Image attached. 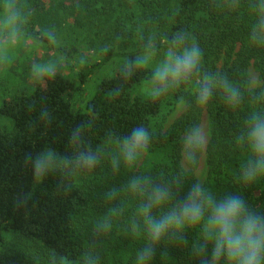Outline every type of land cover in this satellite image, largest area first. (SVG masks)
Listing matches in <instances>:
<instances>
[{
  "label": "trees",
  "instance_id": "16d2710c",
  "mask_svg": "<svg viewBox=\"0 0 264 264\" xmlns=\"http://www.w3.org/2000/svg\"><path fill=\"white\" fill-rule=\"evenodd\" d=\"M261 2L0 0L1 25L5 5L14 6L25 17L20 32L28 31L55 53L71 59L74 48L53 42L64 31L76 39L83 32L92 47L102 41L105 49L93 64L77 62L76 72L70 74L54 67L35 84L26 83L0 101V264H137V252L148 242L140 214L147 195L134 191L130 182L148 178L152 184H171L173 200L153 209V215H163L199 182L196 171L204 155L205 189L218 198L239 194L250 207L264 212V179L250 185L240 179L242 168L254 159L240 137L254 113L264 117V46L250 38ZM178 32L186 36V45L195 41L201 48L200 74L158 97L143 96L137 90L153 79L154 68L132 66L127 76L125 69L149 45L155 53L165 52ZM4 33L0 29V36ZM115 59L116 72L102 80L85 108L75 109L74 98L90 77ZM252 67L262 81L258 87L251 84ZM205 77L213 80V94L201 105L198 88ZM222 78L239 88V104L227 102ZM169 97L185 99V110L167 130L158 129L154 120ZM206 114L211 138L197 153L196 163L189 164L185 134L201 128ZM135 127L150 133L143 154L156 156L138 168L136 161L124 162L119 146ZM76 130L80 139L74 143ZM46 147L65 160L37 184L25 156ZM82 151L97 155L94 168L76 166L75 157ZM24 194H31V199L21 206L18 199ZM101 222L110 224L107 231L98 230ZM200 239L198 228H186L157 245L150 264H197L193 245Z\"/></svg>",
  "mask_w": 264,
  "mask_h": 264
},
{
  "label": "clouds",
  "instance_id": "9594fccd",
  "mask_svg": "<svg viewBox=\"0 0 264 264\" xmlns=\"http://www.w3.org/2000/svg\"><path fill=\"white\" fill-rule=\"evenodd\" d=\"M257 16L250 38L254 43L264 46V2L258 5ZM24 20L25 17L17 8L5 5L0 29L7 32L10 41H15ZM154 56V46L149 45L145 54L132 61L124 74L129 75L132 66L139 68L151 64ZM203 59L199 45L195 41L190 46L186 45V36L178 32L172 37L163 58L155 63L149 95L158 97L198 76ZM53 70L54 66L51 65L47 67V71L42 66H37L38 79L46 77ZM220 83L227 102L233 106L239 104V88L223 78ZM213 86V80L209 77L201 81L198 88V102L201 105H207L211 100ZM71 139L74 143L79 142L80 131H74ZM240 139L247 143L254 157L242 168L240 179L244 184H255L264 179V117L254 113ZM149 142L150 133L147 129L133 128L119 141L124 162L134 163L148 150ZM205 144L206 138L201 128L194 127L185 134L184 147L189 164L196 163L197 153L204 150ZM63 160L65 157L55 149L46 147L35 156L26 154L25 166L32 168L34 181L39 184L53 174ZM97 163L98 157L92 151H82L75 157L76 166L81 168L92 169ZM117 163L114 161V167ZM130 187L141 195H147L141 204L140 214L144 218L148 242L137 252V264H150L157 255V245L190 227H196L200 231L201 239L193 245V252L198 258L197 264H264V212L250 207L243 196L230 193L218 198L197 182L163 215H153L154 208H162L173 200L172 185L152 184L148 178H143L132 180ZM30 199L31 194H24L18 199V204L26 205ZM109 227L107 222H101L97 226L100 231H107Z\"/></svg>",
  "mask_w": 264,
  "mask_h": 264
},
{
  "label": "rangeland",
  "instance_id": "374dc122",
  "mask_svg": "<svg viewBox=\"0 0 264 264\" xmlns=\"http://www.w3.org/2000/svg\"><path fill=\"white\" fill-rule=\"evenodd\" d=\"M1 25V23H0ZM76 36L68 32H63L53 38V42L67 49L74 48L70 54V58L64 55L55 53L45 43L41 42L28 31L19 33L15 41L8 39V34L4 33L0 36V101L10 98L16 90L24 88L26 83L33 85L36 83L37 66H42L47 71L48 66L61 68L66 74L76 72L77 62L85 64H93L100 55L105 51L102 50L101 43H97L96 47H92L86 42L85 34L78 32ZM165 52L155 53L153 62L149 64L154 68L155 63H158L163 58ZM118 68V59L108 63L102 69L97 71L90 77L83 91L74 98L73 106L75 109H83L87 102L97 90L102 80L113 75ZM35 73L34 75H32ZM32 75V76H31ZM251 84L253 87L261 85L262 81L259 73L254 67L250 68ZM153 84V79L146 80L139 88L138 92L143 96H150L149 90ZM169 97L163 104L160 114L155 118L154 125L158 129L167 130L171 124L185 110V99L179 100ZM201 129L206 138V144L211 138V122L210 116L206 114L203 119ZM205 144V145H206ZM156 156L142 154L136 160L135 166L145 165L148 161L151 162ZM206 156L201 158L199 167L196 171L199 183L203 186L208 177V167L205 160Z\"/></svg>",
  "mask_w": 264,
  "mask_h": 264
}]
</instances>
